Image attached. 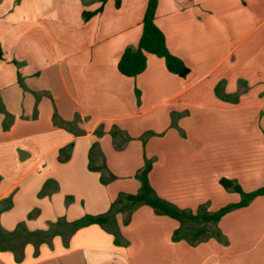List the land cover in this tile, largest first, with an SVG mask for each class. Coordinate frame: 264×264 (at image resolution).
<instances>
[{"label":"crops","instance_id":"obj_1","mask_svg":"<svg viewBox=\"0 0 264 264\" xmlns=\"http://www.w3.org/2000/svg\"><path fill=\"white\" fill-rule=\"evenodd\" d=\"M147 4L0 0V264H264V194L221 217L227 244L174 242L178 222L147 205L115 213L118 243L112 226L70 229L136 194L144 158L156 195L192 212L239 202L222 178L264 184V0H157L189 73L147 54L127 77Z\"/></svg>","mask_w":264,"mask_h":264},{"label":"trees","instance_id":"obj_2","mask_svg":"<svg viewBox=\"0 0 264 264\" xmlns=\"http://www.w3.org/2000/svg\"><path fill=\"white\" fill-rule=\"evenodd\" d=\"M101 1L104 2L105 0ZM114 1L118 6L120 0ZM156 7L157 0H148L137 45L134 48H126L118 60L117 69L124 76L135 77L140 74L146 67L147 54L162 58L167 70L173 74L185 77L189 73V69L183 61L172 55L167 49L165 37L155 24ZM86 16L87 14H84V17ZM2 56L3 52L0 47V60ZM151 167V160L144 158L143 168L135 174V179L140 184L136 194H120L117 201L110 206L107 214L86 216L81 220L74 221L70 224L71 231L91 224H97L103 228L112 226L113 229L110 230L115 237V243H118L121 236L116 227L115 213L126 206L129 217L137 207L147 205L156 214L165 215L178 222L179 226L172 234V241L174 242L185 240L194 246L210 238H215L217 241L227 244V240L217 226L221 217L233 209L248 205L254 198L264 194V184L256 190L245 193L235 182L222 178L219 180L220 185L226 190L238 193L242 198L240 202L228 204L215 212L207 211L206 205L199 206L196 212L183 210L156 195L148 180ZM125 222L127 223V220ZM37 235L43 234L37 233ZM13 237V234H5L0 230V250L5 249L4 244Z\"/></svg>","mask_w":264,"mask_h":264},{"label":"rangeland","instance_id":"obj_3","mask_svg":"<svg viewBox=\"0 0 264 264\" xmlns=\"http://www.w3.org/2000/svg\"><path fill=\"white\" fill-rule=\"evenodd\" d=\"M255 190H256V189H255ZM243 192H245V193H249L250 191L247 192V191L243 190ZM237 194H238V193H237ZM238 195H239V194H238ZM241 199H242V198H241V196L239 195V202L241 201ZM221 208H222V207H221ZM206 209H208L207 206H206ZM218 210H219V209H217L216 211H218Z\"/></svg>","mask_w":264,"mask_h":264}]
</instances>
